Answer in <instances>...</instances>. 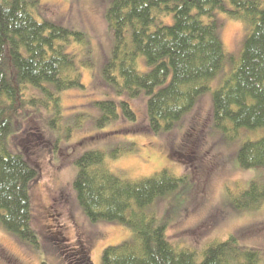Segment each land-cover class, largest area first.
<instances>
[{
  "label": "trees",
  "instance_id": "trees-1",
  "mask_svg": "<svg viewBox=\"0 0 264 264\" xmlns=\"http://www.w3.org/2000/svg\"><path fill=\"white\" fill-rule=\"evenodd\" d=\"M226 1L232 9L225 7ZM39 7L40 0H0V222L35 246L39 243L31 224L30 188L40 173L25 150L11 151L8 136L16 127L20 131L21 120L33 118L22 116L21 108L36 102V98H25L24 86L43 88L57 109L59 92L83 86L74 56L65 52L64 43L85 39L83 33L59 22L39 20ZM217 10L250 22L240 59L236 64L231 61V70L225 69L227 55L217 33ZM168 15H173V24L158 23L161 16ZM107 20L116 43L104 66V77L116 85L118 92L127 91L130 97L144 90L149 97L151 132L172 130L223 72L221 84L213 93V126L226 131L231 124L234 135L229 140L240 131L264 130V6L259 1L113 0ZM140 57L152 67L148 72L138 69ZM54 90L57 93L51 92ZM116 104L110 100L98 102L102 110L99 126L119 118ZM121 108L125 116L136 119L127 101L121 102ZM30 132L37 134L33 129ZM263 135L245 141L239 148L237 160L242 168L264 167ZM75 164L78 172L73 188L87 218L92 223L124 224L133 232L129 240L103 250L102 264H261L259 252L241 245L235 235L204 246L201 257L195 249L179 247L170 240L169 217H159L154 208L156 201L178 191L184 182L169 170L135 181L122 179L108 168L101 150L85 152ZM199 174L204 181L205 175ZM260 184L252 180L249 188L230 203L232 209L259 208L264 201V183ZM82 244L73 249L72 258L80 264H93L90 251Z\"/></svg>",
  "mask_w": 264,
  "mask_h": 264
},
{
  "label": "rangeland",
  "instance_id": "rangeland-1",
  "mask_svg": "<svg viewBox=\"0 0 264 264\" xmlns=\"http://www.w3.org/2000/svg\"><path fill=\"white\" fill-rule=\"evenodd\" d=\"M257 1L264 6V0ZM112 3L113 0H40L39 20L59 22L85 35L83 41L64 43L65 52L74 56L83 86L59 92L58 109L43 88L31 84L23 88L25 98H36V102L25 104L22 116H33L30 119L38 123L29 118L21 120L20 131L15 128L8 136V144L13 153L25 150L39 169V178L30 188L31 224L39 245L21 240L0 222V264H80L72 258L80 240L86 241L93 264H102L107 246L132 237V230L124 224L92 223L77 200L73 188L78 172L75 160L91 150L103 151L108 168L122 179L135 181L162 169L184 179L178 191L160 198L154 207L159 217H169L167 233L177 246L195 249L201 257L204 246L235 235L241 245L257 250L264 264V201L252 210H234L230 206L252 180L264 183V167L244 169L237 160L241 145L261 138L264 130L240 131L234 140H229L234 135L231 124L226 131L213 126V93L221 84L223 72L172 130L151 132L149 97L144 90L130 97L127 91L118 92L103 74L116 43L107 20ZM225 7L233 8L227 1ZM215 19L227 55L225 69L229 70L233 67L231 61L236 64L240 59L250 22L235 20L228 12L218 10ZM159 22L173 24V15L161 16ZM151 68L143 57L138 59L141 72ZM8 72L13 75L12 68ZM103 100L117 103L120 116L99 126L102 110L98 102ZM122 101L129 103L135 120L122 113ZM199 173L205 175L206 185ZM219 212L224 215L219 217ZM203 221L206 224L201 225Z\"/></svg>",
  "mask_w": 264,
  "mask_h": 264
},
{
  "label": "flooded vegetation",
  "instance_id": "flooded-vegetation-1",
  "mask_svg": "<svg viewBox=\"0 0 264 264\" xmlns=\"http://www.w3.org/2000/svg\"><path fill=\"white\" fill-rule=\"evenodd\" d=\"M202 182H203V184L206 183V179H204V181H202ZM87 237H88V236H87ZM80 242H81L80 244H82L83 242H84L83 244H85V245L87 244L86 241H84V240H80ZM83 244H82V245H83ZM10 260H11V259H10Z\"/></svg>",
  "mask_w": 264,
  "mask_h": 264
}]
</instances>
